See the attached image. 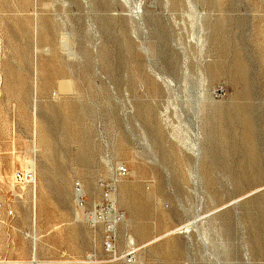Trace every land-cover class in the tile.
I'll return each mask as SVG.
<instances>
[{"label":"rangeland","instance_id":"obj_1","mask_svg":"<svg viewBox=\"0 0 264 264\" xmlns=\"http://www.w3.org/2000/svg\"><path fill=\"white\" fill-rule=\"evenodd\" d=\"M0 264H264V0H0Z\"/></svg>","mask_w":264,"mask_h":264},{"label":"built area","instance_id":"obj_2","mask_svg":"<svg viewBox=\"0 0 264 264\" xmlns=\"http://www.w3.org/2000/svg\"><path fill=\"white\" fill-rule=\"evenodd\" d=\"M127 173V169L124 166L118 167L117 174L118 176L122 177L125 176ZM14 179L16 183L24 186H31L35 184L36 181V172L35 169L27 164L22 170L16 171L14 173ZM81 188L80 185H77V189ZM84 197H81L80 204L84 202Z\"/></svg>","mask_w":264,"mask_h":264},{"label":"bare ground","instance_id":"obj_3","mask_svg":"<svg viewBox=\"0 0 264 264\" xmlns=\"http://www.w3.org/2000/svg\"><path fill=\"white\" fill-rule=\"evenodd\" d=\"M238 82V81H237ZM174 86V85H173ZM181 96V95H180ZM73 113V112H72ZM42 134H44V133H42ZM81 191L79 190V192L77 193V195H78V202H79V204H80V199H81V193H80ZM95 220V219H94ZM93 220V221H94ZM191 225V224H190ZM193 227V226H192ZM188 229L187 230H189L190 229V227H187ZM194 230H195V228H193ZM192 230V229H191ZM185 231V230H184ZM207 240V239H206ZM190 241V240H189ZM201 241V240H200ZM203 243V242H202ZM205 247H207L206 245H205ZM131 255L132 254H129V256L128 257H131ZM134 257V256H133ZM133 260H134V258H133Z\"/></svg>","mask_w":264,"mask_h":264}]
</instances>
